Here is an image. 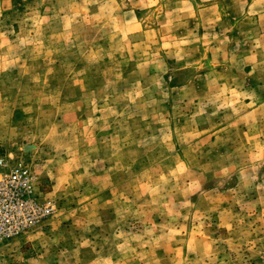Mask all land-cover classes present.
<instances>
[{"label": "rangeland", "instance_id": "obj_1", "mask_svg": "<svg viewBox=\"0 0 264 264\" xmlns=\"http://www.w3.org/2000/svg\"><path fill=\"white\" fill-rule=\"evenodd\" d=\"M0 160V264H264V0H0Z\"/></svg>", "mask_w": 264, "mask_h": 264}, {"label": "built area", "instance_id": "obj_2", "mask_svg": "<svg viewBox=\"0 0 264 264\" xmlns=\"http://www.w3.org/2000/svg\"><path fill=\"white\" fill-rule=\"evenodd\" d=\"M50 203H40L33 178L24 166L7 167L0 160V244L15 238L53 214Z\"/></svg>", "mask_w": 264, "mask_h": 264}]
</instances>
